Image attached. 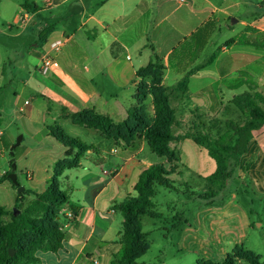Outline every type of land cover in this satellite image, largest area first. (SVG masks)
<instances>
[{
    "label": "crops",
    "instance_id": "1",
    "mask_svg": "<svg viewBox=\"0 0 264 264\" xmlns=\"http://www.w3.org/2000/svg\"><path fill=\"white\" fill-rule=\"evenodd\" d=\"M261 3L264 0L0 1V19L8 25L7 30L0 29V207L14 210L19 197L13 183L4 179L13 164L19 184L33 194L29 197L44 193L57 178L68 198L64 217L69 221L61 229V247L39 251L37 264H94V260L113 264L120 252L119 208L126 199L137 197L141 173L155 165L147 142L142 135L126 143L95 131L94 144L79 139L93 150L84 154L77 168L56 176L67 149L48 129L59 127L67 135L63 124L72 123L71 117L85 109L108 114L114 122L125 121L138 71L154 58L167 68L163 85L170 88L169 106L179 121V126L171 127L179 139L169 144L176 164L183 177L191 172L203 181L205 193L213 190L208 178L216 173L217 163L196 139L216 141L227 122L248 121L232 103L238 95L264 99ZM207 23L212 31L205 45L195 49L191 37ZM49 26L53 30L41 40ZM58 40L65 45L54 51L51 45ZM1 52L6 58L23 54L33 61L25 67V75L16 78L9 75ZM46 57L54 63L45 71ZM25 101L30 104L20 112ZM14 126L22 134L15 148L17 140L10 131ZM237 170V177L248 178L257 193L250 196L253 200L245 201L235 191L214 211L213 199L224 191L207 202L205 197H193L199 201L198 222L191 221L188 209L182 225L184 231L203 237L209 257L226 259L243 247L264 264V201L262 207L258 201L264 198V127L253 133ZM206 215L212 218L210 229L199 226L207 221Z\"/></svg>",
    "mask_w": 264,
    "mask_h": 264
},
{
    "label": "trees",
    "instance_id": "2",
    "mask_svg": "<svg viewBox=\"0 0 264 264\" xmlns=\"http://www.w3.org/2000/svg\"><path fill=\"white\" fill-rule=\"evenodd\" d=\"M212 28V25L207 23L192 35L191 41L197 43L195 49L205 45ZM52 30V26L47 27L40 35V39L44 40ZM187 49L186 46L183 47V50ZM170 59L171 61L174 59V54ZM154 60L163 65L160 59L154 58ZM141 71H138V76ZM184 84L185 82L183 86ZM232 103L248 121L244 125L233 121L227 122L226 131L216 141L196 139V142L207 149L217 163V171L208 178V181L220 190H223L225 183L233 178L234 172L240 165V157L248 152L253 133L264 127V108L260 106V104L264 105V99L259 101L245 93L235 97ZM155 107L161 118L159 123L153 126L140 119L137 114L130 113L125 121L114 122L108 114L99 113L94 109H85L73 115L71 119L74 125L94 130L105 139H121L131 143L142 135L153 153L160 157H169L171 154L177 160L169 144L179 139L171 134V127L179 126V122L169 106V96L155 99ZM48 133L67 149V158L58 165L56 176H60L67 169L77 168L84 154L93 150L92 146L83 144L79 139L68 137L59 127L49 128ZM73 150H77L75 155L72 154ZM13 157L15 158V155ZM8 175L5 176V180H9ZM166 177L167 170L162 165H154L144 170L135 186L137 197H130L121 204L119 210L125 218V232L122 237L124 253L118 264H137L143 255L144 252L139 248L143 235L139 228L134 229L131 224L137 214L152 207L148 199L151 183L156 182L162 187L173 188L174 183ZM13 187L18 189L14 184ZM31 195L32 192L26 190L22 199L19 196L14 210L0 207V221L3 222L0 226V264H37L39 259L36 255L39 251H57L61 247L64 235L55 222L57 214L55 218L50 215L47 225L45 222L39 223L32 219L28 214V208L24 207L27 197ZM34 197L36 198L34 204L49 213H51L49 204L64 207L68 202L57 178L53 179L44 193ZM17 211L19 213L15 214ZM10 250L15 251L14 256H10ZM240 260L248 264H261L258 256L243 247L236 248L222 263L200 260L198 264H238Z\"/></svg>",
    "mask_w": 264,
    "mask_h": 264
},
{
    "label": "rangeland",
    "instance_id": "3",
    "mask_svg": "<svg viewBox=\"0 0 264 264\" xmlns=\"http://www.w3.org/2000/svg\"><path fill=\"white\" fill-rule=\"evenodd\" d=\"M232 1L240 2L242 0ZM259 5L264 6L262 3ZM240 6L244 5L241 4ZM7 27L8 25L0 19V29L7 30ZM4 54L6 53L1 52V57L2 60L7 64L6 67L8 69L9 75L16 78L18 76L25 75V67L28 63L33 61L32 58L26 59L23 54H12V57L9 58H6ZM140 70L142 71L139 75V82L134 88L131 96L133 103H131V106L128 109V115L130 113L137 114L140 119L153 126L154 124L159 123L161 118L158 115L155 107V99H163L165 96H170L171 94L169 91L170 88L163 85L167 68L165 66L163 67V65L152 59ZM12 99L13 96L11 94L8 101H6L7 105L11 104ZM177 122L179 121L177 120ZM63 125L69 137L78 138L87 144L95 143V131H88V129L75 126L71 122L64 123ZM4 127L5 126H2L3 129ZM10 131L17 141L20 137H22V134L19 132L17 126L12 127ZM87 132L91 133L88 134ZM148 153L151 155L155 165H162L165 167L167 170L166 178L173 182L174 185L172 189H169L160 186L156 182L151 183L149 186L148 199L151 202L152 207L148 211L137 214L135 216L136 219L131 224L132 228H139L143 235V240L141 241L139 248L144 253L138 260L137 264H198L200 260L207 261V258H209L208 260H211L215 263L224 262L226 260L224 257H209L211 250L204 248L202 241L203 237L201 235L196 234V232L189 233L184 231L185 228L182 224L185 218L183 217V213H186L189 209L188 216L191 221L198 222L195 214L198 212L197 207L199 205V201L197 202L192 198L202 196L206 198L205 202H207L216 197V192L220 191L224 192L217 194L218 196L213 199L215 201L213 204L214 207H212L215 209L214 211L226 205L227 201L223 203V198L225 196L228 198V196L235 191H238L241 198H243L245 201L251 199L250 196L255 197L254 195L257 193L251 186L249 179H239V177H237V175H239V171L236 170L234 172V179H230L228 182H226L223 190H220L219 187L215 186L213 190L211 189L210 192L205 193L207 191L206 184H204L203 181H201L196 175H193L191 172H187V175L184 177L181 175V170L178 168L173 155L170 154L169 157L167 156L164 158L151 153L149 149ZM187 183H189V185ZM62 188L64 190L66 188L63 180ZM35 200V197H27V202L24 205L25 208H28V214L32 217V219L39 223L45 222L47 225V223H49L50 215L55 218V214H57L55 222L58 224L59 229H62L66 222L69 221L66 216L64 217L65 206L59 207L49 204V210H51V213H49V211L42 210L40 207L36 206L34 204ZM258 201L260 207H262L264 198L260 197ZM247 205H250V207L253 208L252 203L249 202ZM16 213H19V211L15 212V214ZM119 218L120 221L123 222V229L119 239V242L121 243V250L115 254L113 258L115 264L119 263L121 256L124 253L122 237L125 232V218L122 214L119 215ZM206 220L207 221H204L203 225L199 226H207L212 218H210L209 215H206ZM254 221H256V219H254ZM2 223L3 222L0 221V226ZM193 227H195V225ZM207 228L210 229V226ZM206 235L207 234H205V236Z\"/></svg>",
    "mask_w": 264,
    "mask_h": 264
},
{
    "label": "built area",
    "instance_id": "4",
    "mask_svg": "<svg viewBox=\"0 0 264 264\" xmlns=\"http://www.w3.org/2000/svg\"><path fill=\"white\" fill-rule=\"evenodd\" d=\"M182 2H184L185 0H181ZM65 42L64 40H58L56 42H54L51 46H52V49L54 51H60L61 48L65 45ZM54 63L53 59L51 57H46L43 61V69L46 71L48 70L52 64ZM30 104V101H25L24 103V106L20 108V112H23L24 111V107L29 105ZM115 152H117V150H115ZM94 264H98V261L97 260H94Z\"/></svg>",
    "mask_w": 264,
    "mask_h": 264
},
{
    "label": "water",
    "instance_id": "5",
    "mask_svg": "<svg viewBox=\"0 0 264 264\" xmlns=\"http://www.w3.org/2000/svg\"><path fill=\"white\" fill-rule=\"evenodd\" d=\"M20 142H21V138L18 139L17 144L14 146V148H15L17 145H19ZM14 148H13V149H14ZM11 154L13 155V152H12ZM8 178H9V180H10L15 186L18 187L17 192H18L20 198L22 199V198L24 197V194H25V191H26V190H25V187H24V186H21V185L19 184V182H18L17 174H16V165H15V164H13V166H12V171H11V173L9 174ZM14 255H15V251H14V250H10V256H14Z\"/></svg>",
    "mask_w": 264,
    "mask_h": 264
}]
</instances>
